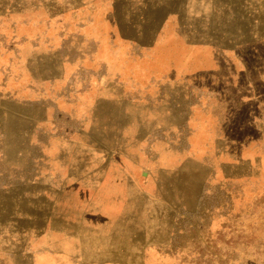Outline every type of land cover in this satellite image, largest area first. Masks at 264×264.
I'll list each match as a JSON object with an SVG mask.
<instances>
[{
    "label": "rangeland",
    "instance_id": "obj_1",
    "mask_svg": "<svg viewBox=\"0 0 264 264\" xmlns=\"http://www.w3.org/2000/svg\"><path fill=\"white\" fill-rule=\"evenodd\" d=\"M0 264H264V0H0Z\"/></svg>",
    "mask_w": 264,
    "mask_h": 264
}]
</instances>
